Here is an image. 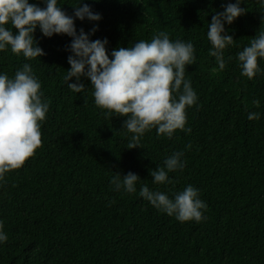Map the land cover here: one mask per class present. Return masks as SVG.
I'll return each instance as SVG.
<instances>
[{
  "label": "trees",
  "instance_id": "obj_1",
  "mask_svg": "<svg viewBox=\"0 0 264 264\" xmlns=\"http://www.w3.org/2000/svg\"><path fill=\"white\" fill-rule=\"evenodd\" d=\"M235 2L57 0L77 34L83 29L92 41L107 38L110 58L113 50L160 32L193 44L196 59L185 69L197 95L186 110L191 132L177 130L169 139L153 128L134 149L127 148L133 135L123 128L127 117L96 106L90 79L81 78L83 93L68 88L72 37H46L37 27L44 56L29 60L10 46L0 51V74L13 78L28 63L49 104L40 122L42 146L0 180V221L8 236L0 242V264H264V58L248 79L237 55L264 30V0H243L246 14L225 22L235 41L224 50L223 70L209 55L207 38L212 17ZM29 3L46 7L44 0ZM80 4L102 18H76ZM252 112L260 118L249 120ZM175 152L184 153L185 167L169 172L170 182L154 183L150 171ZM116 172L139 175L136 192L116 190ZM144 185L170 199L192 185L207 204L204 218L180 222L167 215L140 196Z\"/></svg>",
  "mask_w": 264,
  "mask_h": 264
},
{
  "label": "clouds",
  "instance_id": "obj_2",
  "mask_svg": "<svg viewBox=\"0 0 264 264\" xmlns=\"http://www.w3.org/2000/svg\"><path fill=\"white\" fill-rule=\"evenodd\" d=\"M44 3L46 7L42 8L29 0H0V51L10 46L14 54H23L26 59L40 58L45 52L34 38L37 27L46 37L68 35L73 38L68 46L73 53L68 57L71 68L65 76L68 88L83 93L86 88L81 78L90 79L96 106L106 109L108 116L115 113L127 117L123 128L133 134L128 149L139 147L141 137L153 128L157 135L169 139L177 130L191 132L190 128L185 129L186 110L197 101L191 82L185 79L186 66L194 64L196 59L191 42H173L166 33L160 32L150 41L140 40L127 48L113 50L110 58L107 38L92 41L83 29L77 34L74 18L57 6V0H44ZM242 3L243 0H236L225 4L224 11L217 12L209 24L207 38L212 45L209 55L215 57L219 70L226 66L224 50L235 41L226 34L225 22L230 25L246 14ZM74 8V16L82 21L102 18L87 4ZM8 25L18 31L14 33ZM97 30L94 27L91 31L94 34ZM237 55L242 75L253 79L261 71L258 60L264 58V30L258 31L250 46ZM73 77L76 83H70ZM40 89L41 84L28 63L13 78L0 74V180L5 173L23 167L42 146L40 122L46 118L49 104L42 101ZM253 103L259 107V100ZM259 118L256 112L248 115L249 120ZM183 155L175 152L164 161L163 167L151 170L154 183L170 182L168 173L185 167ZM139 179L132 172L127 175L116 172L111 184L116 190L134 193ZM139 194L180 222H200L204 218L202 210L207 209V204L199 198V190L192 185L174 194L173 199L164 192L151 191L147 185L141 187ZM3 228L0 221V242L8 240Z\"/></svg>",
  "mask_w": 264,
  "mask_h": 264
}]
</instances>
